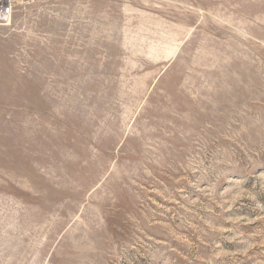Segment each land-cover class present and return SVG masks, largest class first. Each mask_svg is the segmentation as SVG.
Here are the masks:
<instances>
[{
    "label": "rangeland",
    "instance_id": "1",
    "mask_svg": "<svg viewBox=\"0 0 264 264\" xmlns=\"http://www.w3.org/2000/svg\"><path fill=\"white\" fill-rule=\"evenodd\" d=\"M15 3L0 264H264V0Z\"/></svg>",
    "mask_w": 264,
    "mask_h": 264
},
{
    "label": "built area",
    "instance_id": "2",
    "mask_svg": "<svg viewBox=\"0 0 264 264\" xmlns=\"http://www.w3.org/2000/svg\"><path fill=\"white\" fill-rule=\"evenodd\" d=\"M15 5V0H0V26H6L12 22Z\"/></svg>",
    "mask_w": 264,
    "mask_h": 264
}]
</instances>
